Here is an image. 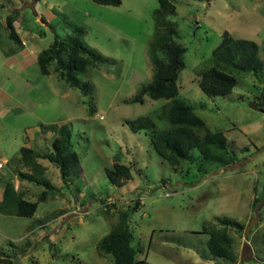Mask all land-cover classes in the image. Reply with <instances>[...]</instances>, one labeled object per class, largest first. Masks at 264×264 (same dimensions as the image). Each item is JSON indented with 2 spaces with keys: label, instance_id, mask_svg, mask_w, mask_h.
<instances>
[{
  "label": "rangeland",
  "instance_id": "374dc122",
  "mask_svg": "<svg viewBox=\"0 0 264 264\" xmlns=\"http://www.w3.org/2000/svg\"><path fill=\"white\" fill-rule=\"evenodd\" d=\"M55 1L61 5L53 8H60L59 20L50 25L46 24L49 15L36 10L38 2L43 5L40 0H0V16H17L18 23L31 30L20 34L41 51L56 36L66 38L80 26L87 46L114 62L91 66L80 74L94 87L88 96L69 87L63 91L55 73L39 76L37 66L32 67L23 75L22 82L31 81L24 93L0 104V148L7 158L17 157L22 146L40 153L52 151V134L48 142L42 137L45 127L68 124L81 159L80 176L63 189L65 196L40 203L33 218L0 213V258H17L18 264H114L112 256L102 257L96 249L118 221L116 215L104 213L101 203L139 189L144 205L129 222L134 246L142 249L138 264H231L213 256L209 236L199 234L203 226L216 224L221 217L252 226L244 236L231 232L237 264H264V112L254 107L259 95L255 85L261 82L252 74L235 73L238 85L233 92L216 98L208 97L197 83L198 72L213 65V50L225 31L256 42L264 61V0L175 2L177 10L170 19L178 25V42L188 49L180 98L210 129L226 134L237 157L230 167H206L207 173L187 163L175 170L155 152L149 135L134 133L125 125L127 120L152 117L157 131L169 127L157 118L164 100L146 97L144 104L129 103L153 77L149 49L158 1L122 0L119 7L93 0H50ZM2 30L0 35L7 38ZM17 47L7 38L2 49L0 39V59L2 51ZM117 159L134 164V178L122 188L112 185L107 175ZM42 162L48 167L47 178L63 187L59 170ZM13 178L20 190L31 192L29 199L43 190ZM129 201L119 203L126 206ZM42 219L46 223L39 226L36 220Z\"/></svg>",
  "mask_w": 264,
  "mask_h": 264
},
{
  "label": "trees",
  "instance_id": "16d2710c",
  "mask_svg": "<svg viewBox=\"0 0 264 264\" xmlns=\"http://www.w3.org/2000/svg\"><path fill=\"white\" fill-rule=\"evenodd\" d=\"M159 8L154 12L155 36L149 49L150 62L153 68L151 82L142 85L138 93L129 103L144 104L146 97L154 101L164 100L157 118L169 123V127L157 131V123L152 117H142L127 120L125 125L134 133L145 132L151 137V145L155 152L170 164L175 170L187 163L196 165L200 171L207 173L205 168L217 164L230 167L237 161L235 152L230 150L226 134L222 131H214L195 112L194 107L182 100L180 93V74L187 68L186 54L188 49L177 40L179 37L178 25L170 18L175 14L177 0H157ZM98 5L119 7L122 0H93ZM62 16V17H61ZM64 14H60L63 18ZM0 16V27L11 42L17 48H11L5 54L11 56L18 52L22 45L15 23L17 16ZM2 30V31H3ZM84 30L80 26L73 27V33L66 38L56 36L48 48L44 49L38 59L39 71L44 76L55 73L64 87L78 89L86 96L94 92L90 82L80 79V74L86 73L91 66L102 63L114 62L104 59V56L87 46L83 40ZM2 41V49L4 40ZM259 45L244 38H235L233 34L225 31L221 43L213 50V65L198 72L197 83L202 91L210 98L230 95L238 85V79L234 75L252 74L259 82L257 103L254 107L264 112V61L260 59ZM263 84V86H262ZM93 113V108H90ZM44 128V127H43ZM43 139L48 142L52 134V151L40 153L28 146L20 149L19 155L10 160L13 174L21 182H28L42 192L29 199V191L16 190L12 182H8L4 191V198L0 202V213L5 216L16 215L23 218H33L40 203L64 197L63 189L69 187L71 179L80 176L81 159L74 150L72 144L73 133L68 124L49 125L45 127ZM49 138V139H48ZM49 149V148H48ZM48 161L56 167L63 180V187H57L47 178L48 167L42 162ZM132 165H127L115 160L112 168L107 170L109 181L112 185L122 188L131 181L133 176ZM165 182V181H164ZM139 189L129 191L118 196L117 201H103L101 207L105 214L117 216L118 221L112 230L98 243L97 252L100 256L110 255L114 264H138V253L141 248L134 246L135 235L130 228V217L144 205L142 193ZM138 193V194H137ZM130 200L128 204L120 200ZM258 199H255L257 204ZM39 226H43L45 220H36ZM35 223V225H37ZM258 226V225H257ZM256 226V227H257ZM247 225L227 217L217 218V223L203 226L199 234L209 236L208 248L210 253L231 264L238 263L236 244L231 232L245 235ZM30 228V226H29ZM253 232V230H252ZM30 244L27 243V247ZM6 256L0 258V264H14V260Z\"/></svg>",
  "mask_w": 264,
  "mask_h": 264
},
{
  "label": "crops",
  "instance_id": "0c3cea01",
  "mask_svg": "<svg viewBox=\"0 0 264 264\" xmlns=\"http://www.w3.org/2000/svg\"><path fill=\"white\" fill-rule=\"evenodd\" d=\"M43 5L39 4L36 6V10H38L39 14L42 16L49 15L48 25L50 23H55L59 20L58 14L59 10L61 8V5L55 2H50V0H40ZM55 5H57L58 8L57 11L55 8ZM2 21H4L2 19ZM19 21L15 23L16 29L18 31V34L20 36L21 42L25 43V46H20V49L18 52L14 53L11 56H6L5 54L7 52H3V56L0 59V104L2 102H10V100L13 99V95L15 96L18 93H24V88L26 83L31 84V81H25L23 80V75L26 73L27 70L32 69V67H36V69H39L38 67V59L39 55L42 52L41 50H37V47H31L28 44L27 39L23 37L20 32L25 31L31 33L30 28H23V23H18ZM33 46V45H32ZM39 76H41V73H38ZM44 76V75H42ZM47 77V76H44ZM41 83H45L44 81H41ZM67 87H62V90L65 91ZM67 95V93H66ZM36 144V143H34ZM10 160L7 158L6 155L2 152L0 148V165L3 164L2 169L0 170V202H2L4 198V191L6 188V185L8 182H12L14 185L16 184V180L13 178L15 175L13 174L12 168L10 167ZM10 179V181L8 180ZM16 190H18L20 187L17 185L15 186ZM2 216H5L1 214Z\"/></svg>",
  "mask_w": 264,
  "mask_h": 264
},
{
  "label": "water",
  "instance_id": "95a60500",
  "mask_svg": "<svg viewBox=\"0 0 264 264\" xmlns=\"http://www.w3.org/2000/svg\"><path fill=\"white\" fill-rule=\"evenodd\" d=\"M251 227H252V226H249V227H248V229H247V233H250V231H251ZM14 264H18V259H17V258L14 259Z\"/></svg>",
  "mask_w": 264,
  "mask_h": 264
},
{
  "label": "clouds",
  "instance_id": "9594fccd",
  "mask_svg": "<svg viewBox=\"0 0 264 264\" xmlns=\"http://www.w3.org/2000/svg\"><path fill=\"white\" fill-rule=\"evenodd\" d=\"M22 45L25 46V43L22 42ZM22 45H21V46H22ZM58 125H59V124H58ZM22 147H26V146H22ZM28 147H29V146H28ZM30 148H32V147H30ZM2 167H3V164H1V168H0V170L2 169Z\"/></svg>",
  "mask_w": 264,
  "mask_h": 264
},
{
  "label": "built area",
  "instance_id": "2783aa9c",
  "mask_svg": "<svg viewBox=\"0 0 264 264\" xmlns=\"http://www.w3.org/2000/svg\"><path fill=\"white\" fill-rule=\"evenodd\" d=\"M0 168H1V165H0Z\"/></svg>",
  "mask_w": 264,
  "mask_h": 264
}]
</instances>
